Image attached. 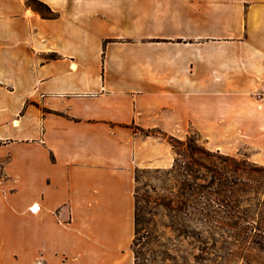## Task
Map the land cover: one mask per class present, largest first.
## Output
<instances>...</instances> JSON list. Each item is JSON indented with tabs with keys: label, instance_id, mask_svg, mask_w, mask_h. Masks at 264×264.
Returning a JSON list of instances; mask_svg holds the SVG:
<instances>
[{
	"label": "crops",
	"instance_id": "crops-1",
	"mask_svg": "<svg viewBox=\"0 0 264 264\" xmlns=\"http://www.w3.org/2000/svg\"><path fill=\"white\" fill-rule=\"evenodd\" d=\"M27 1L0 0V264H136L170 137L264 164V0Z\"/></svg>",
	"mask_w": 264,
	"mask_h": 264
},
{
	"label": "rangeland",
	"instance_id": "rangeland-1",
	"mask_svg": "<svg viewBox=\"0 0 264 264\" xmlns=\"http://www.w3.org/2000/svg\"><path fill=\"white\" fill-rule=\"evenodd\" d=\"M169 169L137 171L136 264H264V164L208 148L196 131Z\"/></svg>",
	"mask_w": 264,
	"mask_h": 264
},
{
	"label": "trees",
	"instance_id": "trees-1",
	"mask_svg": "<svg viewBox=\"0 0 264 264\" xmlns=\"http://www.w3.org/2000/svg\"><path fill=\"white\" fill-rule=\"evenodd\" d=\"M27 5L30 6L31 8H33L35 11L39 12L45 18L54 17V13L51 11V9L48 7V5H46L45 3L41 2V1L28 0ZM169 142L175 148L174 143H180L181 141L176 139V138L170 137ZM137 225H138V219H137V206H136V229H137ZM254 243L257 244L258 246H260L261 250L264 249V241H254ZM245 262H246V264H250L248 261H245Z\"/></svg>",
	"mask_w": 264,
	"mask_h": 264
},
{
	"label": "bare ground",
	"instance_id": "bare-ground-1",
	"mask_svg": "<svg viewBox=\"0 0 264 264\" xmlns=\"http://www.w3.org/2000/svg\"><path fill=\"white\" fill-rule=\"evenodd\" d=\"M38 209V208H37Z\"/></svg>",
	"mask_w": 264,
	"mask_h": 264
}]
</instances>
